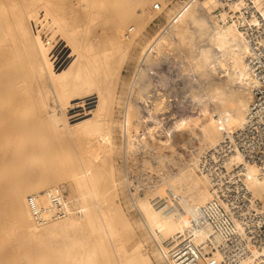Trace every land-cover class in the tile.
<instances>
[{
    "label": "bare ground",
    "instance_id": "1",
    "mask_svg": "<svg viewBox=\"0 0 264 264\" xmlns=\"http://www.w3.org/2000/svg\"><path fill=\"white\" fill-rule=\"evenodd\" d=\"M112 1L123 9L122 14H113L104 0H0V240L10 242L16 252L20 244L14 240L40 242L58 231H73L80 226L79 231L88 230L91 240L89 264H154L141 250L140 241L129 238L124 242L116 231L122 214L118 199L122 183L116 180L118 168L112 157L123 154L128 177L125 184L131 188L129 163L132 153L141 147L145 108L138 103L139 74L172 28H194L188 21L198 11L186 2L169 12L167 25L141 46L138 68L123 95L119 92L121 69L128 53L141 44V24L127 14L130 0ZM217 6V0H200L197 4L200 13L215 23L216 48L207 58L209 63L204 60L200 64L197 58L193 69L215 76L220 72L225 82L241 90L231 94L203 81L209 91L202 99L213 110L201 130L200 141L206 147H215L223 132L244 123L252 90L257 86L247 64V44L234 25L216 21L213 12ZM132 12L136 13V8ZM131 21L138 28L132 37L126 29ZM203 51L201 48V55ZM217 58L220 67L212 62ZM107 103L118 109L119 120L112 107L105 109ZM93 104L95 110L88 107ZM144 104L148 102L144 100ZM162 106L154 101L149 105L150 112L159 115ZM205 112L208 114V109ZM161 122L155 129H160ZM167 150L173 153L171 148ZM199 159L193 155L192 165H198ZM236 159L241 161L240 157ZM161 162L177 168V172L149 187L143 197L136 196L132 204L147 226L148 240L155 243L153 259L157 264H168L167 253L188 234L198 244L207 242L209 232L192 229V222L213 195L208 178L198 174L197 167L180 164L174 154H165ZM67 164L73 168L70 180L64 182L63 176L56 185H50L45 177L43 185L38 182L41 167L46 172L51 166L63 168ZM141 165L146 171L154 168L151 161ZM248 170L249 188L264 202V180L253 165ZM166 189L182 195H170L172 209L157 210L155 202L166 198ZM30 197L42 212L39 218L31 211ZM54 197L65 209L63 217L56 215ZM122 222L131 228L124 217ZM81 239L73 237L74 244ZM215 257L221 261L219 254ZM2 260L1 256L0 264H4Z\"/></svg>",
    "mask_w": 264,
    "mask_h": 264
},
{
    "label": "rangeland",
    "instance_id": "2",
    "mask_svg": "<svg viewBox=\"0 0 264 264\" xmlns=\"http://www.w3.org/2000/svg\"><path fill=\"white\" fill-rule=\"evenodd\" d=\"M104 1L110 6L113 14H122L123 9L120 6H116L112 0ZM186 2H190L193 8L198 11L188 21L189 24H194V28L192 27L193 29H190V31L186 29L188 31L187 34L183 28L181 29L184 31L181 29L177 31L175 28H172L167 34L168 39L165 37L157 45L159 47L155 51L156 56H154L155 54L153 52L150 54L144 71H141L138 77L139 101L136 96L134 99L140 105L143 104L141 106L143 108L145 107L144 112H146H143V119L141 120L142 134L140 138H143L142 140L140 139L141 147L132 153V159L129 163L130 174L128 175L129 179L132 177L130 180L132 181L133 187L131 186L129 188L125 184L128 177L125 172L126 163L123 154L120 152L112 157V160H114L118 168L116 180L122 183L119 186L120 191L118 195L122 214L118 224L119 227L116 231L120 240L124 242L129 238V241H140L141 250L145 251L146 255L153 260L154 264H157L153 259V251H155L156 246L155 243L148 240L147 226L139 212L135 210L132 204L133 200L137 197H143L149 187L163 181L168 176H173L177 172V168L166 164L161 165L165 154L169 156L174 154L175 159L180 164H189L195 169L197 167V173L200 174L198 165H192L191 160L193 155L199 158L202 152L212 148L202 146L200 141L203 125L209 121V114L213 112L212 106L205 105L202 99L205 93L209 91L208 85L205 86L203 81L206 80L210 86L216 87L217 90L224 88L231 94H236L241 90L240 86L225 82V77L220 72L218 73L219 76H215L213 73L201 69L194 72L193 68L195 67V61L198 60L197 58H199L198 61L200 64L208 61L207 58L210 57V52L216 48L214 35L215 23L200 13V9L197 7L200 0H130L126 7L127 14H130V16L132 14L135 23L141 24V34L138 38L141 44L134 46L125 58L121 69L119 92L125 95L128 91L129 84L138 68L141 46L154 39L162 31L168 23L169 12L171 10H175L178 5H184ZM133 8H136V13L132 12ZM127 27V35L132 37L138 28L134 27L133 21L129 22ZM201 48L205 50L203 51L204 55L200 54ZM200 57H203V59H200ZM219 60L217 58L215 61L212 60V62H214L215 66L220 67L221 63H219ZM144 100L148 102V105H145L146 103L144 104ZM154 101L163 105L164 110L159 115L150 112L149 105ZM88 107L95 110L96 105L93 104ZM111 107L115 119L119 120L121 114L114 105L109 107L107 103L105 109H110ZM205 109H208V114L205 112ZM78 110H74L73 113ZM89 118L92 117L90 116ZM161 120L160 129H155L156 123ZM72 148V145L68 144V149L72 150ZM168 148H171L173 153L167 150ZM199 149L201 151L198 152ZM135 154L136 156H134ZM159 160L161 161L158 163ZM144 161H151L154 168L148 171L143 169V165L141 164ZM139 166L141 169H139ZM46 170L44 172L45 169L41 167L40 173L38 174V182L43 185V178L44 180L48 178V184L56 185L60 177L62 178L64 176V182L66 179L70 180L73 168L70 164H67L63 168L51 166L46 168ZM67 187L69 188L70 185L67 184ZM169 192L168 190L165 191L164 195H169ZM172 192H174L175 197L182 195L177 190H173ZM131 194L134 195L132 196ZM10 213L8 212L7 214V220L11 219ZM122 217L130 221L131 228L128 229L125 227L122 222ZM12 225H15L14 222ZM79 229L80 226L79 228L76 226L73 231H58L40 242H35L30 238H25L23 241L14 240L16 244H20L18 252L10 247V242L1 239L0 258L2 256L5 259L2 260L4 264H89L91 259V250L89 248L91 240L87 237L88 230L80 232ZM77 236L83 239L76 245L74 244L73 237Z\"/></svg>",
    "mask_w": 264,
    "mask_h": 264
},
{
    "label": "built area",
    "instance_id": "3",
    "mask_svg": "<svg viewBox=\"0 0 264 264\" xmlns=\"http://www.w3.org/2000/svg\"><path fill=\"white\" fill-rule=\"evenodd\" d=\"M217 3L213 12L216 21L234 25L249 48L247 64L257 86L244 123L223 132L220 142L199 156L198 171L208 178L213 197L198 209L192 229L208 231L209 238L198 244L188 234L167 253L168 264H264V202L249 188L248 170L253 165L264 180V0ZM171 194L156 201L155 208L172 209ZM29 204L34 217L39 218L42 212L33 197ZM53 204L56 215L63 217L65 209L58 197L53 198Z\"/></svg>",
    "mask_w": 264,
    "mask_h": 264
}]
</instances>
